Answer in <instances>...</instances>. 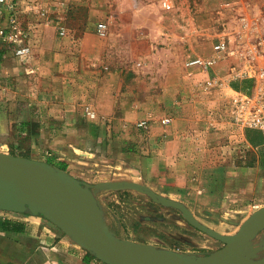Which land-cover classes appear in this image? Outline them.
Returning <instances> with one entry per match:
<instances>
[{"label":"rangeland","instance_id":"1","mask_svg":"<svg viewBox=\"0 0 264 264\" xmlns=\"http://www.w3.org/2000/svg\"><path fill=\"white\" fill-rule=\"evenodd\" d=\"M16 1L19 4V20L31 34L32 55L19 57L13 52L12 44H0V151L47 162L54 158L58 163L63 161L56 148L62 144L79 154L75 149L81 148L76 146L77 142L88 141L89 138L86 148L97 156H87L91 158L90 163L80 158L71 161L74 165L88 166L83 168L86 174L80 175L84 182L96 185L101 181L131 179L170 197L175 190L173 187H176L171 185L172 174L178 170L184 175V192L182 195L173 193L177 198L175 200L188 206L187 199L195 194L203 196L201 191L207 187L203 168L187 164L173 168L165 165L161 172L156 167L158 138L152 133L146 134L147 127L139 126L142 119H135L128 129L132 134L126 141L125 149L132 157H119L117 161L127 168L118 167L115 161L113 164L105 163L110 169H102L99 173L91 166L99 161L98 157L109 153L110 139L121 132L127 133L123 127L126 121L100 116L94 106L97 99L95 85L112 73L119 85L124 83L125 91L132 92L141 111L147 109L149 113L173 115L174 118L179 110H183V97L191 95L192 103L188 106L193 122L189 128L206 133L202 140L198 136H195L196 140H191L197 144L203 142L206 152L201 154L199 147L197 151L209 162L229 164L228 169L237 172L239 166L250 162L251 154L264 160V150L250 153L249 141L241 136L231 120V88L227 86L208 92L202 85L201 72L186 66L189 56L212 52L218 33L233 30L228 23L222 22L219 26L218 22L211 25L200 21L193 26L190 24L192 19H184L181 23L175 7L170 9L166 3L176 2L177 7L182 0H77L65 10L57 5L51 7L48 22L32 17L34 12L28 7V0ZM49 20L52 22L49 23ZM101 22L108 24L104 36L98 31ZM178 25L183 26L184 31L185 26L191 28V40H186L181 46H177L172 35ZM47 26H53V33L46 30ZM62 28L68 30L66 35L61 34ZM261 31L264 32L262 26ZM232 62L228 59L216 66L215 71L220 78L231 76ZM236 81L243 82L235 80L231 86L240 90L233 85ZM172 90H176L174 108H171L172 105H161L160 100ZM90 109L96 116L89 114ZM147 121L151 124L154 119ZM85 128H93L94 136L99 137L101 142L99 139L92 142V133ZM96 128L98 132H95ZM131 165L139 168L132 171V176L128 171ZM259 167L264 173V162ZM71 168L73 172L75 168ZM161 174H166L167 179L160 180ZM167 180V187H161L162 182ZM94 189L105 222L121 238L195 255L211 253L224 245L197 228L184 211L163 203L147 192L133 187L96 186ZM200 202L201 199L197 203ZM194 203L190 201L189 204L195 206ZM262 206L264 201L259 199L236 207L225 206L221 210L222 224H204L222 234H233L246 218ZM262 236L264 230L256 239L260 240ZM258 256L264 257V251Z\"/></svg>","mask_w":264,"mask_h":264},{"label":"crops","instance_id":"2","mask_svg":"<svg viewBox=\"0 0 264 264\" xmlns=\"http://www.w3.org/2000/svg\"><path fill=\"white\" fill-rule=\"evenodd\" d=\"M65 1L66 2L60 0H28L26 2L27 5L31 4V6H33L32 9L34 11L31 10L34 12L31 13L32 17H38L40 20L48 22L47 18L50 16L49 13L51 11V7L53 8L54 5H57V7H61L65 10L66 6L71 5L70 3L77 0ZM175 3L173 4L175 6H172L170 9L175 7L174 9L177 19L178 21L180 20L181 23L184 19H192V21L190 20V24L193 26H195L196 23L198 24L200 21H206L211 23V25L212 23L218 22L219 26L222 22L224 24L226 22L228 23L230 29H233L218 33L217 38L214 39L212 44V52L219 42L221 34L227 33V31H234L236 27H238L235 26V24L238 25L237 21L240 14H247L252 18H258L262 28L264 29V0H182V2L177 4V7ZM41 9L43 13L41 12ZM45 11H47L46 14L44 13ZM35 12L38 13L36 14ZM233 21H235V23ZM50 22L52 21L49 20V23ZM177 27L178 29H176V31H172V35L177 46H181L186 40H191V28L185 26L186 30L184 31L183 26L178 25ZM46 30H48L49 33H53L54 28L53 26H47ZM59 54H62V52ZM95 86L97 90V99L94 100V103H96L94 106L98 110V114L106 118L122 120L124 122L126 121V124L123 122L122 124H125L123 127L127 129V133L121 132L120 135L118 134L116 137L110 139L108 144L109 153L105 154L104 157H98L100 162L95 161V165H93V163L91 164L94 170H99L98 172L101 173L102 169H110L105 165V163L113 164L115 161L118 167L124 166L127 168L123 163L121 164L117 161L119 160V157H124L126 159L132 157L129 150L125 149L126 141L132 134V132L128 129L133 125L135 119H147L151 121L154 119L148 129L145 130V133H152L158 138V162L156 167H159L161 172L163 166L165 165L173 168L175 166H184L187 164L188 166L193 165L194 167L203 168V177L205 179V183H207V187L203 189L204 191H201V193L203 192V196H196L195 194V196L193 195L186 200L188 201V208L195 214L196 217L199 218L201 222L209 225L222 224L223 220L221 219V210L224 209L225 206L231 208L240 206L246 202H252L253 200L259 199L264 201V173L259 170V166H261L259 159L253 164L239 166V170L237 172H233L228 169L229 167L227 165L229 164L221 162L217 163L214 161L209 162L208 158L206 160V156L201 155L205 151L203 142L201 144H197L196 141H192L191 139L196 140L195 136H198L202 140L206 133H204V130H202L203 133H201L192 131L189 128L190 124L193 122V116L189 111L190 108L188 106L192 103L191 95L189 96L187 94L183 97L184 101L182 100V104L184 105L181 106V109L183 110H179L178 114L174 118L172 117L173 115L170 116L172 118V122L169 125H164L162 123V118L167 115L149 113L147 112V109L146 111H141L140 105L132 92L130 90L125 91L124 83L119 85L112 73L101 78L100 82H97ZM116 87L121 88V90H115ZM115 92L118 94L116 95ZM175 93L176 90L166 93L160 100V104L169 107L172 105L171 108H174ZM169 126L171 127L168 131L167 128ZM97 129L98 128L95 129V132L99 131ZM84 130L92 133L90 135L92 136V142L98 141V139L99 142H101L99 137L97 138L94 136L93 128H85ZM166 133H169L168 137H166ZM87 139L90 142L89 138ZM88 141L84 140L77 142L79 144L76 146L81 147L75 148L79 151V154L71 151L72 149L62 144L56 148V151L58 152L56 153L60 154L61 160L63 161L61 163L66 164V169L64 170L68 171L80 180H82L80 175L86 174L84 169L88 166L85 164L74 165V162L71 161L77 158L87 162L90 161L89 159L91 158H88L87 156H94L95 154L94 151H89L86 148L89 146ZM249 145L251 146L250 151L258 150V148H255L251 143ZM198 147V150H201V154L197 151ZM71 167L75 168L73 172L71 171ZM135 169H139L138 166L136 168L132 167V165L131 167H128L130 176H132V171ZM162 174L160 180L164 178L167 179L166 174H164V176H162ZM183 177L184 175L178 170L172 174V178L174 180H171V185L176 187H171H173V190L175 189L176 191L174 190L170 197L168 196L169 198L175 199L176 196H174V194H183ZM102 182L107 181H101L99 183ZM165 182L168 183V180L163 181L161 187H167ZM162 191L167 193L165 190ZM200 199L201 202L198 204L197 202ZM190 201H194L195 206L189 204ZM253 242L252 249L262 247L264 245V236H262V238L260 237V240L256 239ZM0 264L107 263L98 258L96 254L85 248L72 236L67 234L62 228L47 219L42 214H34L30 211L15 212L0 209Z\"/></svg>","mask_w":264,"mask_h":264},{"label":"water","instance_id":"3","mask_svg":"<svg viewBox=\"0 0 264 264\" xmlns=\"http://www.w3.org/2000/svg\"><path fill=\"white\" fill-rule=\"evenodd\" d=\"M133 187L179 208L200 230L223 242L208 254H189L113 233L102 216L94 188ZM0 209L42 214L107 264H264V245L252 249L264 230V206L233 234H222L198 220L186 204L131 180L84 182L47 161L0 151Z\"/></svg>","mask_w":264,"mask_h":264},{"label":"built area","instance_id":"4","mask_svg":"<svg viewBox=\"0 0 264 264\" xmlns=\"http://www.w3.org/2000/svg\"><path fill=\"white\" fill-rule=\"evenodd\" d=\"M18 5L16 0H0V44L2 42L12 44L15 55L27 58L32 55V46L29 43L31 34L19 20ZM166 6L172 8L173 2H167ZM29 7L34 11L31 4ZM237 22V29L221 34L212 53L189 56L186 66L201 72L202 85L208 92L227 86L231 88L233 93L230 98V117L241 136H245L247 128L264 133V32L261 31L258 18L241 15ZM98 31L100 35H106L108 24L101 22ZM66 33V28H62L61 34ZM228 59L233 60L232 73L228 78L222 79L215 68ZM235 80L249 81L251 86L246 90L235 89L231 86V82ZM89 114L96 116L91 109ZM171 122L172 118L169 116L162 118L164 125ZM139 126L148 128L150 123L142 120Z\"/></svg>","mask_w":264,"mask_h":264},{"label":"trees","instance_id":"5","mask_svg":"<svg viewBox=\"0 0 264 264\" xmlns=\"http://www.w3.org/2000/svg\"><path fill=\"white\" fill-rule=\"evenodd\" d=\"M233 85L236 88L243 89V88H246L248 86H251V82H248V81H243V82L236 81V82L233 83ZM245 133H246L247 140L255 148L261 149V151L264 150V133L263 132H261V131H259L257 129L247 128ZM253 151H250V153L253 152ZM251 155H253V157L250 158V162L248 163L249 165L255 163L258 159L260 160L261 164H263L264 160L262 158L257 157L256 154H251ZM48 162L53 164V165H55V166H60L61 168L66 169V164H63L61 162L57 163L54 158L49 159Z\"/></svg>","mask_w":264,"mask_h":264}]
</instances>
